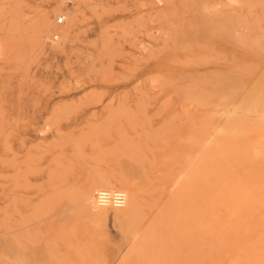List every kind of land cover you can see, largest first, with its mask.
<instances>
[{
	"label": "rangeland",
	"instance_id": "1",
	"mask_svg": "<svg viewBox=\"0 0 264 264\" xmlns=\"http://www.w3.org/2000/svg\"><path fill=\"white\" fill-rule=\"evenodd\" d=\"M0 49V264L259 249L264 0H0Z\"/></svg>",
	"mask_w": 264,
	"mask_h": 264
},
{
	"label": "bare ground",
	"instance_id": "2",
	"mask_svg": "<svg viewBox=\"0 0 264 264\" xmlns=\"http://www.w3.org/2000/svg\"><path fill=\"white\" fill-rule=\"evenodd\" d=\"M229 2H236V0H227ZM44 16V15H43ZM1 50V49H0ZM7 51V54H11L12 53V48L11 47H8V49L6 50ZM1 57V56H0ZM262 102V101H261ZM262 122V121H261ZM219 132V131H218ZM214 138V137H213ZM208 145V144H207ZM262 151V150H261ZM259 153V152H258ZM253 154V153H252ZM256 154V152H255ZM251 155V154H249ZM257 155V154H256ZM203 159V158H202ZM245 165H249L248 161H244ZM196 168V167H195ZM193 170V169H192ZM195 173V172H194ZM261 177V176H260ZM188 183V182H186ZM107 188V187H106ZM176 192V191H175ZM174 192V193H175ZM172 193V194H174ZM90 196V195H89ZM93 196V194H92ZM125 196V194H124ZM139 199V198H138ZM251 199V198H250ZM263 202V201H262ZM125 203V201H124ZM124 203L121 205L123 206ZM262 204V203H261ZM94 205V204H93ZM131 205L132 207L134 206V203L131 202ZM253 205V204H252ZM95 206V205H94ZM119 206V207H121ZM254 206V205H253ZM160 210V209H159ZM132 212V211H131ZM130 212V213H131ZM134 212V211H133ZM235 212V211H234ZM135 213V212H134ZM132 215V214H131ZM225 216V215H224ZM160 217V216H159ZM153 218V217H152ZM190 219V217H189ZM196 220V219H195ZM225 220V219H224ZM226 222V220H225ZM230 222V221H229ZM196 223V221H195ZM231 225L232 224V221L230 222ZM156 225V224H155ZM200 225V223H199ZM235 225V224H234ZM184 226V225H183ZM221 226V224H220ZM153 227V226H152ZM233 227V226H232ZM178 228V227H177ZM218 228V227H217ZM181 230V229H179ZM209 232V231H208ZM211 232V231H210ZM215 233V232H214ZM199 234V233H198ZM264 234V233H263ZM219 235V234H218ZM248 235V234H247ZM242 236V235H241ZM190 237V236H189ZM173 238V237H172ZM245 238H248V237H245ZM254 238V237H253ZM243 239V238H242ZM179 240V239H178ZM176 241V240H175ZM182 241V240H181ZM197 243V242H196ZM260 245H259V249L256 248V246L253 244V243H249L247 246L244 247V249H239L237 252L238 254L236 256H234L232 259H228L226 261V264H264V235H263V238L261 240V242H259ZM145 244V243H144ZM186 254V253H185ZM188 260V259H187ZM141 261V260H140ZM164 262V261H163ZM182 262V260H181ZM193 262V261H192ZM162 263V262H161ZM165 264V262H164ZM187 264V263H186Z\"/></svg>",
	"mask_w": 264,
	"mask_h": 264
},
{
	"label": "built area",
	"instance_id": "3",
	"mask_svg": "<svg viewBox=\"0 0 264 264\" xmlns=\"http://www.w3.org/2000/svg\"><path fill=\"white\" fill-rule=\"evenodd\" d=\"M63 21L62 17L58 18V23ZM1 56V50H0ZM96 200L101 205L113 204L115 206H121L125 201V196L121 192L113 191H98L96 193Z\"/></svg>",
	"mask_w": 264,
	"mask_h": 264
}]
</instances>
